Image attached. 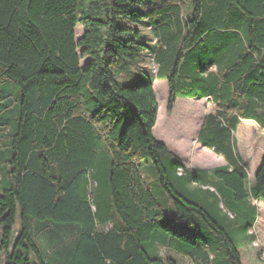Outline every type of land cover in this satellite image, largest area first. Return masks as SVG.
<instances>
[{"label": "trees", "instance_id": "obj_1", "mask_svg": "<svg viewBox=\"0 0 264 264\" xmlns=\"http://www.w3.org/2000/svg\"><path fill=\"white\" fill-rule=\"evenodd\" d=\"M143 3L0 0L4 264H177L160 251L241 264L239 246L256 242L264 154L249 182L226 141L241 120L264 128V0H193L189 17L175 1ZM143 17L168 111L179 97L212 101L197 142L224 166L187 168L153 137L152 82L116 83L115 60L143 51L117 22ZM221 52L230 59L219 76ZM148 162L160 198L140 171Z\"/></svg>", "mask_w": 264, "mask_h": 264}, {"label": "rangeland", "instance_id": "obj_2", "mask_svg": "<svg viewBox=\"0 0 264 264\" xmlns=\"http://www.w3.org/2000/svg\"><path fill=\"white\" fill-rule=\"evenodd\" d=\"M166 1H175L178 5H181L185 17H189L192 13L193 0H144L139 9L144 11L146 8L155 7ZM146 23L145 17L138 24L125 21L117 22L120 28H125L128 31L126 33H131L132 38L143 45V51L135 62L122 57L115 60L110 67V71L116 83L124 86L132 81L142 82L145 79L152 82L158 106L157 121L153 129L154 139L164 144L170 152L176 156L178 155L188 166L193 164L195 167H202L205 163L206 165L203 168L214 169L223 166L225 162H221V159H219L220 162L211 163L208 166V159L197 152V141L203 118L208 114H213L215 111L214 103L207 100L179 97L172 111H168L169 90L165 81L158 80L155 77L156 67L153 65L150 56L154 51V39ZM83 33L82 28L77 26L75 30L76 40L80 39ZM229 59L230 54L227 52H221L215 57L219 76L222 75L224 66ZM86 61L87 59L82 60L81 64ZM247 125H253V128L251 127L249 130ZM226 145L233 157L245 165L248 181L250 182L264 152V128L258 125L255 126V124L248 121H242L235 132L230 135ZM140 171L145 183L152 189L155 197H162L163 193L158 185L152 164L150 162L144 164ZM255 205L257 207V218L252 232L256 236V242L253 245L241 244L239 246L238 252L241 264H264V201H259ZM116 221L122 226L118 218H116ZM18 227L19 222L17 221L14 230L16 231ZM160 253L161 255H168L177 264H190L188 260L176 253H166L164 251H160Z\"/></svg>", "mask_w": 264, "mask_h": 264}, {"label": "crops", "instance_id": "obj_3", "mask_svg": "<svg viewBox=\"0 0 264 264\" xmlns=\"http://www.w3.org/2000/svg\"><path fill=\"white\" fill-rule=\"evenodd\" d=\"M208 115H209V114H208ZM241 122H242V120L238 123L237 127L241 124ZM246 122H247V121H246ZM248 122H250V123H252V124H255V123H253V122H251V121H248ZM255 126H256V124H255ZM251 127L253 128V125H247V128H248L249 130L251 129ZM260 138H261V137H260ZM197 144H198V143H197ZM197 152H200L201 155H202L203 157H205V158L208 159V161H207V165H208V166H209L211 163H215V162L218 163V162H220L219 159H221V162H224V160H223L222 157L216 155L212 150H209V149H207V148H204V147L200 146L199 144H198ZM263 154H264V152H263ZM177 157H179V156L177 155ZM262 157H263V155H262ZM262 157H261V159H262ZM261 159H260V161H259V163H258V165H257V168H256V170H255V172H254V174H253V177H252V179L250 180V182H251V181L253 180V178H254V175H255V173H256V171H257L259 165H260ZM182 162H183V161H182ZM183 163H184V165H185L187 168L192 169V170H194V169H207V170L212 169V168H203V167H205L206 163L203 164L202 167H195L193 164H191V166H188V165L186 164V162H183ZM242 164H243V163H242ZM224 165H225V163H224ZM224 165H223V166H224ZM243 166H245V165L243 164ZM220 167H222V166H220ZM102 229H103V227H99V228H98L99 231H101ZM15 232H16V231H15ZM15 236H16V233H15ZM15 236H14V237H15ZM0 264H4V259H3L2 257L0 258Z\"/></svg>", "mask_w": 264, "mask_h": 264}]
</instances>
